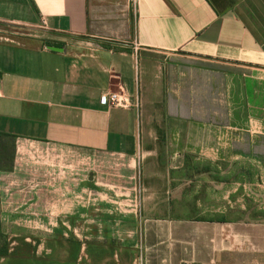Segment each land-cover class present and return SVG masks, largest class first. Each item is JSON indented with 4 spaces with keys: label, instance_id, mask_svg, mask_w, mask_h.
Wrapping results in <instances>:
<instances>
[{
    "label": "crops",
    "instance_id": "0c3cea01",
    "mask_svg": "<svg viewBox=\"0 0 264 264\" xmlns=\"http://www.w3.org/2000/svg\"><path fill=\"white\" fill-rule=\"evenodd\" d=\"M113 91L131 106L110 107ZM140 115L151 134L164 122L167 169L245 162L264 181V0H0V131L15 136L0 264H264L263 216H172L157 201L123 240L94 238L115 203L95 155L131 164Z\"/></svg>",
    "mask_w": 264,
    "mask_h": 264
},
{
    "label": "rangeland",
    "instance_id": "374dc122",
    "mask_svg": "<svg viewBox=\"0 0 264 264\" xmlns=\"http://www.w3.org/2000/svg\"><path fill=\"white\" fill-rule=\"evenodd\" d=\"M162 121L163 116H155ZM151 124V123H150ZM147 124L142 115L137 119V138L141 142L135 160L129 163L125 157L108 153H98L94 160V176H104L99 180L114 195V209L104 212L106 220L94 227V238L102 241L112 232L116 240H123L132 228L125 224L126 219L143 218L147 209L155 202L162 205L170 202L168 211L172 216H196L215 218L229 213L230 218H243L247 221L264 217V181L254 165L249 163L209 162L192 159V168L186 172H173L167 169L164 155L163 128L151 134L145 131ZM154 126L156 123H153ZM157 139L158 146L149 153L143 149L144 138ZM11 144V138H4ZM210 168L209 172L206 171ZM203 170L204 173L187 179L188 173ZM172 176H176L172 180ZM94 180H96L94 178ZM185 188L186 197L174 201L170 199L174 191ZM180 197V193L175 195ZM169 198V199H167ZM166 200V201H162ZM111 202V201H109ZM112 204V203H111ZM129 209V210H128ZM161 214L163 212H157ZM110 220V222H109Z\"/></svg>",
    "mask_w": 264,
    "mask_h": 264
},
{
    "label": "trees",
    "instance_id": "16d2710c",
    "mask_svg": "<svg viewBox=\"0 0 264 264\" xmlns=\"http://www.w3.org/2000/svg\"><path fill=\"white\" fill-rule=\"evenodd\" d=\"M4 138H11V144ZM15 156V136L0 131V171L13 168ZM1 210V209H0ZM9 254V240L0 218V256Z\"/></svg>",
    "mask_w": 264,
    "mask_h": 264
},
{
    "label": "built area",
    "instance_id": "2783aa9c",
    "mask_svg": "<svg viewBox=\"0 0 264 264\" xmlns=\"http://www.w3.org/2000/svg\"><path fill=\"white\" fill-rule=\"evenodd\" d=\"M133 7L137 6L138 0H131ZM108 102L112 108L128 109L131 106L128 96L121 91H113L108 94ZM138 105V104H137ZM141 258V257H140ZM142 263V258L140 260ZM186 264H196L195 262H188Z\"/></svg>",
    "mask_w": 264,
    "mask_h": 264
},
{
    "label": "water",
    "instance_id": "95a60500",
    "mask_svg": "<svg viewBox=\"0 0 264 264\" xmlns=\"http://www.w3.org/2000/svg\"><path fill=\"white\" fill-rule=\"evenodd\" d=\"M50 48L55 49V47L50 46Z\"/></svg>",
    "mask_w": 264,
    "mask_h": 264
}]
</instances>
